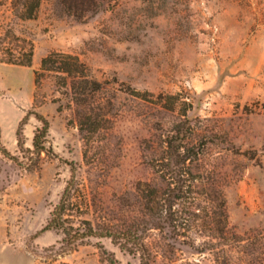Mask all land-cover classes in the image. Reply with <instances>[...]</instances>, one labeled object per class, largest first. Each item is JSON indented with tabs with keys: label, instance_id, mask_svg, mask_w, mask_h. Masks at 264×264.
Here are the masks:
<instances>
[{
	"label": "rangeland",
	"instance_id": "374dc122",
	"mask_svg": "<svg viewBox=\"0 0 264 264\" xmlns=\"http://www.w3.org/2000/svg\"><path fill=\"white\" fill-rule=\"evenodd\" d=\"M0 36L5 50L33 53L31 67L0 63V264H142L108 238L56 258L63 235L40 232L70 185L76 226L133 225L139 187L161 188L152 165L177 130L205 148L224 193L241 240L229 264H264V0H42L27 21L0 0ZM53 53L84 64L78 94L72 78L41 70ZM149 235V264L222 262Z\"/></svg>",
	"mask_w": 264,
	"mask_h": 264
},
{
	"label": "trees",
	"instance_id": "16d2710c",
	"mask_svg": "<svg viewBox=\"0 0 264 264\" xmlns=\"http://www.w3.org/2000/svg\"><path fill=\"white\" fill-rule=\"evenodd\" d=\"M41 3L42 0H9L14 15L21 21L35 19ZM9 34L14 36L9 32L8 36H5L7 39H10ZM2 41L3 39H0V63L32 66V52L25 53L20 49L21 51H16V55L14 51L5 50ZM21 54L26 59L21 60ZM41 70L56 73L60 78H72L75 94H78L83 81L88 82L85 66L75 56L50 54L42 60ZM41 75L36 72L37 85L41 82ZM47 130L48 123L45 122L42 131L35 136L34 145L38 155L44 151L40 146ZM3 152L7 155L6 151ZM204 155V147L188 144L187 134L183 130H177L175 135L167 140L161 158L152 165L159 175L161 188H154L149 184L145 185L148 189L139 187L143 198V213L133 225L116 229L82 220L80 225L76 226L77 219L73 214L80 210V204L73 201L75 197L70 185L40 234L56 230L63 235L61 251L53 255L56 258L76 251L91 238H108L127 251L140 255L142 264H149L150 251L146 240L150 237L149 234L157 232L163 237L162 244L168 247L170 252H173L177 245H184L200 255H222V262L219 264H229V253L241 240L229 233L226 199L212 172L203 166ZM195 210L203 212L204 217H199ZM197 218L201 222L199 225L195 221ZM190 233H195L200 240L193 239ZM104 263L118 264L114 258L109 261L103 258Z\"/></svg>",
	"mask_w": 264,
	"mask_h": 264
}]
</instances>
